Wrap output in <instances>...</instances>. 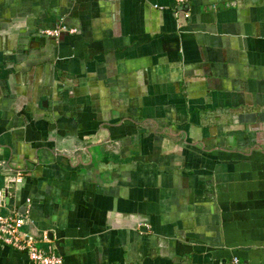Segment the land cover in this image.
I'll return each mask as SVG.
<instances>
[{
  "label": "crops",
  "instance_id": "crops-1",
  "mask_svg": "<svg viewBox=\"0 0 264 264\" xmlns=\"http://www.w3.org/2000/svg\"><path fill=\"white\" fill-rule=\"evenodd\" d=\"M11 187L61 264H264V0H0Z\"/></svg>",
  "mask_w": 264,
  "mask_h": 264
},
{
  "label": "built area",
  "instance_id": "built-area-1",
  "mask_svg": "<svg viewBox=\"0 0 264 264\" xmlns=\"http://www.w3.org/2000/svg\"><path fill=\"white\" fill-rule=\"evenodd\" d=\"M178 6H184L188 0H175ZM185 17L189 16L188 11L183 12ZM76 28L69 27L63 23L53 27H45L39 30L42 36L57 38L62 32L73 33ZM14 183H19L24 177L21 170H16L10 175ZM26 202H29L27 199ZM29 221V209L23 211L13 210L10 213L0 214V244L11 246L17 250L26 252L30 261L36 264H61L62 258L50 250L38 246L40 241H48L46 232L40 236L25 228ZM224 264H247L245 261L234 255Z\"/></svg>",
  "mask_w": 264,
  "mask_h": 264
},
{
  "label": "water",
  "instance_id": "water-1",
  "mask_svg": "<svg viewBox=\"0 0 264 264\" xmlns=\"http://www.w3.org/2000/svg\"><path fill=\"white\" fill-rule=\"evenodd\" d=\"M8 191H14V188L13 187L8 188V189L0 188V200H5V202L9 201L8 200L9 197H8V194H7ZM10 203H12V200H10Z\"/></svg>",
  "mask_w": 264,
  "mask_h": 264
}]
</instances>
